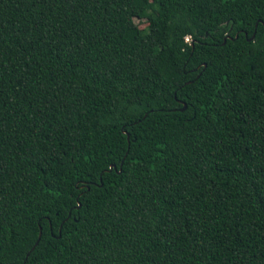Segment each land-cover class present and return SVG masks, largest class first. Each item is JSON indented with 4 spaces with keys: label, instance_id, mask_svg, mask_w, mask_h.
Here are the masks:
<instances>
[{
    "label": "trees",
    "instance_id": "trees-1",
    "mask_svg": "<svg viewBox=\"0 0 264 264\" xmlns=\"http://www.w3.org/2000/svg\"><path fill=\"white\" fill-rule=\"evenodd\" d=\"M0 264H264V0H0Z\"/></svg>",
    "mask_w": 264,
    "mask_h": 264
},
{
    "label": "rangeland",
    "instance_id": "rangeland-1",
    "mask_svg": "<svg viewBox=\"0 0 264 264\" xmlns=\"http://www.w3.org/2000/svg\"><path fill=\"white\" fill-rule=\"evenodd\" d=\"M132 20H133V23L139 28V29H142L146 26L147 22L143 19H138L134 13L132 12Z\"/></svg>",
    "mask_w": 264,
    "mask_h": 264
},
{
    "label": "water",
    "instance_id": "water-1",
    "mask_svg": "<svg viewBox=\"0 0 264 264\" xmlns=\"http://www.w3.org/2000/svg\"><path fill=\"white\" fill-rule=\"evenodd\" d=\"M256 27V23L254 24V28ZM252 36H253V34L251 35V37L250 38H252ZM204 66V65H203ZM184 104H182V108L180 109V111H182L183 109H184ZM121 164V163H120ZM120 164H119V169H120ZM114 168V166L113 165H111L109 168H108V170H110V169H113ZM118 172H119V170H118ZM85 189L87 190L88 189V187H85ZM39 237H40V231H38V234H37V239H36V241L34 242V244H33V246H35L36 245V243H37V241H38V239H39ZM33 246L30 248V249H32L33 248Z\"/></svg>",
    "mask_w": 264,
    "mask_h": 264
},
{
    "label": "built area",
    "instance_id": "built-area-1",
    "mask_svg": "<svg viewBox=\"0 0 264 264\" xmlns=\"http://www.w3.org/2000/svg\"><path fill=\"white\" fill-rule=\"evenodd\" d=\"M184 40L187 42L188 41V38L186 37Z\"/></svg>",
    "mask_w": 264,
    "mask_h": 264
}]
</instances>
